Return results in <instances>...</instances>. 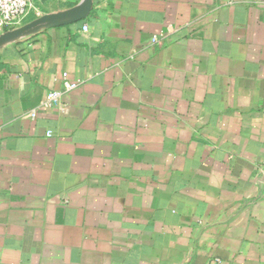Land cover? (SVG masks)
<instances>
[{"label":"crops","instance_id":"crops-1","mask_svg":"<svg viewBox=\"0 0 264 264\" xmlns=\"http://www.w3.org/2000/svg\"><path fill=\"white\" fill-rule=\"evenodd\" d=\"M263 172L264 0H92L0 41V264H264Z\"/></svg>","mask_w":264,"mask_h":264},{"label":"built area","instance_id":"built-area-1","mask_svg":"<svg viewBox=\"0 0 264 264\" xmlns=\"http://www.w3.org/2000/svg\"><path fill=\"white\" fill-rule=\"evenodd\" d=\"M40 0H0V29H13L24 24L31 12L37 16L41 15L38 7ZM87 30V26H83ZM151 41L159 43L160 39L157 35L151 37ZM63 90H51L46 95L47 103L51 105H60L61 98L64 92L71 91L76 88L80 81L70 80L67 73H62ZM30 116L35 117V111L30 112ZM48 135L51 131L47 132ZM262 186L264 190V172L262 174Z\"/></svg>","mask_w":264,"mask_h":264},{"label":"water","instance_id":"water-1","mask_svg":"<svg viewBox=\"0 0 264 264\" xmlns=\"http://www.w3.org/2000/svg\"><path fill=\"white\" fill-rule=\"evenodd\" d=\"M92 6V0H84L81 8L76 13L64 11L55 14H44L36 19L26 22L19 27L6 30L1 36L0 41L18 37L19 35L26 34L41 24H59L64 22L78 21L87 16Z\"/></svg>","mask_w":264,"mask_h":264}]
</instances>
